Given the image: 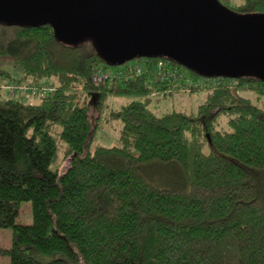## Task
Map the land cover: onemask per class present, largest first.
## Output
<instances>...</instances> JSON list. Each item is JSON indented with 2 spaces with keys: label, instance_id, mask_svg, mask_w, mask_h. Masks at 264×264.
Listing matches in <instances>:
<instances>
[{
  "label": "trees",
  "instance_id": "trees-1",
  "mask_svg": "<svg viewBox=\"0 0 264 264\" xmlns=\"http://www.w3.org/2000/svg\"><path fill=\"white\" fill-rule=\"evenodd\" d=\"M218 1L240 15L264 14V0ZM0 58L13 64L0 70L9 95L0 93L9 264H264V109L240 95L247 86L264 95L263 82L220 79L203 89L202 77L165 58L107 66L90 42L65 43L49 26L0 22ZM160 61L170 76L158 75ZM98 73L107 75L100 83ZM8 85L36 95H11ZM44 87L54 91L39 96ZM202 90L194 114L148 109L151 98ZM111 97L131 101L114 111ZM114 122L118 144H96ZM165 168L182 188L161 187L154 176ZM24 202L30 225L15 222Z\"/></svg>",
  "mask_w": 264,
  "mask_h": 264
},
{
  "label": "water",
  "instance_id": "water-1",
  "mask_svg": "<svg viewBox=\"0 0 264 264\" xmlns=\"http://www.w3.org/2000/svg\"><path fill=\"white\" fill-rule=\"evenodd\" d=\"M0 22L90 42L107 66L165 58L202 78L264 83V14L218 0H0Z\"/></svg>",
  "mask_w": 264,
  "mask_h": 264
},
{
  "label": "rangeland",
  "instance_id": "rangeland-1",
  "mask_svg": "<svg viewBox=\"0 0 264 264\" xmlns=\"http://www.w3.org/2000/svg\"><path fill=\"white\" fill-rule=\"evenodd\" d=\"M223 3L230 5V7H235L240 4L239 0H222ZM121 67V66H120ZM0 70L3 71H13V64L8 59L0 58ZM107 72L113 73L112 68H107ZM200 82V81H199ZM198 82L197 85H200ZM5 83L0 81V92L2 94V99H7L9 97L6 90H4L2 85ZM247 90L241 92L240 95L245 98L251 100L253 104L258 107L264 109V95L255 94L254 90H257L256 86H247ZM18 96V95H17ZM33 99V98H32ZM206 100V92L205 90L197 91L194 93L186 94L182 92H176L171 96H167L165 98L154 97L151 98L148 109L158 117L164 116L171 112H183L186 114H194L197 108L204 103ZM130 99L128 98H114L111 97L108 99L107 103L109 105L110 110L117 111L121 107L130 103ZM219 126L225 127L226 118L221 116L219 118ZM120 122H114L108 124L107 127L102 128L96 133L95 143L103 146V147H113L116 146L119 142V130H120ZM59 159H63V156L60 155ZM66 163L63 165L65 166ZM173 168H165L156 171V179L160 182L161 187L168 188H182L183 182L181 176H179L178 172L172 170ZM158 175V176H157ZM15 222L22 225H30L32 223L31 217V207L27 202L21 203L19 207L18 216L15 219ZM11 244V231L10 230H0V264H9V257L4 254V251L8 250Z\"/></svg>",
  "mask_w": 264,
  "mask_h": 264
},
{
  "label": "built area",
  "instance_id": "built-area-1",
  "mask_svg": "<svg viewBox=\"0 0 264 264\" xmlns=\"http://www.w3.org/2000/svg\"><path fill=\"white\" fill-rule=\"evenodd\" d=\"M165 68H166V64L162 61L158 62L157 65V71H158V75L160 76H170V73L168 71L165 72ZM131 64L128 65V69L129 71H131ZM137 71L139 72L138 74H141V69L138 67ZM141 71V72H140ZM143 74V73H142ZM107 75L103 74V73H98L97 77L94 78V81L97 83H100L101 81H103L104 79H106ZM220 79L221 78H212V79H205L203 78L199 83L200 85H198L199 87L206 89V88H216L218 87V85L220 84ZM225 86L228 88H233L234 84L231 81L225 82ZM5 89H7L11 95H13L14 93H19L20 96H24L26 92L29 91V96L33 97L35 96V92L33 89H26L25 87H14L11 85H8ZM54 90L52 88H47L44 87L39 93V96H43L45 94H50L52 93ZM27 95V94H26Z\"/></svg>",
  "mask_w": 264,
  "mask_h": 264
}]
</instances>
